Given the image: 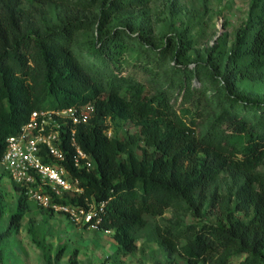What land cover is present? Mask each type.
Here are the masks:
<instances>
[{
  "label": "trees",
  "instance_id": "1",
  "mask_svg": "<svg viewBox=\"0 0 264 264\" xmlns=\"http://www.w3.org/2000/svg\"><path fill=\"white\" fill-rule=\"evenodd\" d=\"M66 1L71 11L53 23L24 0H0V161L8 137L34 110L91 104L76 137L94 167L75 171L85 193L63 202L104 203L92 222L100 217V230L115 231L111 264H124L138 250V232L167 210L218 216L217 224L157 226L188 264H233L238 254H247L238 264H264V100L239 88L264 74V0H253L249 26L229 51L224 42L196 54L187 30L167 32L157 44L147 38L138 20L152 0ZM92 5L98 11L86 14ZM128 56L149 74L150 90L123 73ZM107 118L139 131L108 136ZM13 184L19 197L2 237L18 232L32 209Z\"/></svg>",
  "mask_w": 264,
  "mask_h": 264
},
{
  "label": "rangeland",
  "instance_id": "2",
  "mask_svg": "<svg viewBox=\"0 0 264 264\" xmlns=\"http://www.w3.org/2000/svg\"><path fill=\"white\" fill-rule=\"evenodd\" d=\"M252 2L253 0H152L146 14L138 21L146 26L147 31L144 33L152 43H160L167 32L177 35L187 30L195 41V54L203 48L224 42V50L229 51L237 32L249 26ZM29 4L38 8V12L44 11L48 20L53 23H57L71 11L66 0L47 5L39 0H24L25 8H28ZM70 4L69 6L73 7L71 2ZM96 11L98 6L92 5L86 14L92 15ZM133 34L137 36V32ZM133 42L135 50H139V43ZM246 64L247 62L244 66ZM123 73L144 81L150 90L149 74L135 64L133 56L126 58ZM207 86L208 94L212 95L213 85L207 82ZM239 88L264 100V74L246 77ZM105 123L111 127L113 134L119 137L139 131L132 121L107 118ZM262 169L264 170V166ZM18 197L19 192L0 166V264H71L74 255L76 264L112 263L109 257L118 245L114 230L102 231L97 227H86L61 212L45 213L44 209L33 202L32 209L22 219L19 231L2 237L1 235L9 229V218L15 211ZM44 216L48 219L45 220ZM176 221L183 225L201 226L204 223L217 224L219 219L209 211L200 215L187 212L178 216L172 210H167L163 216L151 217L148 227L137 234L138 250L124 256V264H188L182 251L165 245L158 232V225L165 227ZM184 243L185 240H182V244ZM62 247L63 253L57 258ZM246 256L247 254L235 255L232 263L238 264Z\"/></svg>",
  "mask_w": 264,
  "mask_h": 264
},
{
  "label": "built area",
  "instance_id": "3",
  "mask_svg": "<svg viewBox=\"0 0 264 264\" xmlns=\"http://www.w3.org/2000/svg\"><path fill=\"white\" fill-rule=\"evenodd\" d=\"M92 111L91 104L34 110L28 121L8 137L0 166L11 181L23 188L28 200L98 228L100 217L92 220L103 210V202H89L87 208L63 202L85 193L75 171L94 167L92 156L80 147L76 137L78 125L88 122ZM104 132L111 136V127Z\"/></svg>",
  "mask_w": 264,
  "mask_h": 264
}]
</instances>
